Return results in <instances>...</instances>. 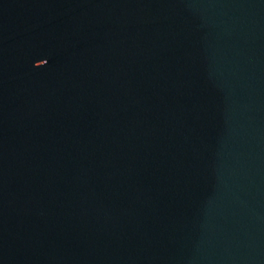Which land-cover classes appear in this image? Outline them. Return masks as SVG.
Listing matches in <instances>:
<instances>
[{"label": "water", "instance_id": "water-1", "mask_svg": "<svg viewBox=\"0 0 264 264\" xmlns=\"http://www.w3.org/2000/svg\"><path fill=\"white\" fill-rule=\"evenodd\" d=\"M0 264H264V0H0Z\"/></svg>", "mask_w": 264, "mask_h": 264}]
</instances>
